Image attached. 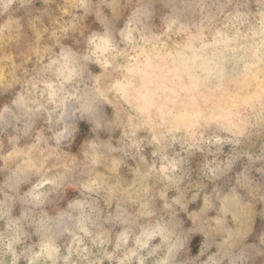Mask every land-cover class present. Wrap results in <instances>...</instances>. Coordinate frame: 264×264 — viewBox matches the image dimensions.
Instances as JSON below:
<instances>
[{"label":"clouds","instance_id":"1","mask_svg":"<svg viewBox=\"0 0 264 264\" xmlns=\"http://www.w3.org/2000/svg\"><path fill=\"white\" fill-rule=\"evenodd\" d=\"M0 264H264V0H0Z\"/></svg>","mask_w":264,"mask_h":264},{"label":"rangeland","instance_id":"2","mask_svg":"<svg viewBox=\"0 0 264 264\" xmlns=\"http://www.w3.org/2000/svg\"><path fill=\"white\" fill-rule=\"evenodd\" d=\"M8 71V69L7 68H5V72H7Z\"/></svg>","mask_w":264,"mask_h":264}]
</instances>
